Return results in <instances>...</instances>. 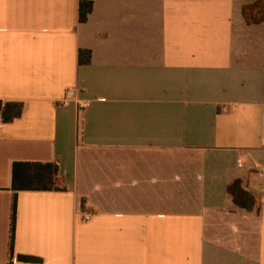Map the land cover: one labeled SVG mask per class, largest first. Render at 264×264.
I'll return each mask as SVG.
<instances>
[{
    "label": "crops",
    "instance_id": "0c3cea01",
    "mask_svg": "<svg viewBox=\"0 0 264 264\" xmlns=\"http://www.w3.org/2000/svg\"><path fill=\"white\" fill-rule=\"evenodd\" d=\"M91 3L0 0V264H264V0ZM13 162L65 189L16 193L10 258Z\"/></svg>",
    "mask_w": 264,
    "mask_h": 264
},
{
    "label": "trees",
    "instance_id": "16d2710c",
    "mask_svg": "<svg viewBox=\"0 0 264 264\" xmlns=\"http://www.w3.org/2000/svg\"><path fill=\"white\" fill-rule=\"evenodd\" d=\"M92 8L91 0H78V22H85L87 15ZM242 14L247 23L257 24L263 18V3L257 2L242 8ZM90 53L88 50H79L78 63L89 62ZM22 104L19 102H2L0 100V120L2 123H9L21 115ZM62 180L58 176L56 163L40 162H13L11 166V203L8 229V253L11 258L13 248V234L15 224L16 193L18 191H61L64 190ZM227 193L232 202L245 210L255 209V198L241 187L239 179L230 182L227 186ZM21 261L32 262L35 259L27 256H18ZM8 264H11L10 262Z\"/></svg>",
    "mask_w": 264,
    "mask_h": 264
},
{
    "label": "built area",
    "instance_id": "2783aa9c",
    "mask_svg": "<svg viewBox=\"0 0 264 264\" xmlns=\"http://www.w3.org/2000/svg\"><path fill=\"white\" fill-rule=\"evenodd\" d=\"M72 100H74V102H76L79 110H81L85 107V105L83 103H80L75 99L74 90L71 88L66 90L64 97L60 101V104L64 105V104H67L69 101H72ZM1 127H2V122L0 120V129H1ZM81 217H82V221H88L91 218V215L88 213H82Z\"/></svg>",
    "mask_w": 264,
    "mask_h": 264
}]
</instances>
